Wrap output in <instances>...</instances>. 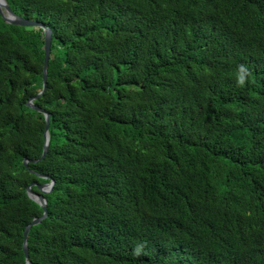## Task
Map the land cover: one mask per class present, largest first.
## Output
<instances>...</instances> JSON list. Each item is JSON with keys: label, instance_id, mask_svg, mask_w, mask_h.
I'll return each instance as SVG.
<instances>
[{"label": "trees", "instance_id": "1", "mask_svg": "<svg viewBox=\"0 0 264 264\" xmlns=\"http://www.w3.org/2000/svg\"><path fill=\"white\" fill-rule=\"evenodd\" d=\"M6 1L0 264H264V0Z\"/></svg>", "mask_w": 264, "mask_h": 264}, {"label": "water", "instance_id": "2", "mask_svg": "<svg viewBox=\"0 0 264 264\" xmlns=\"http://www.w3.org/2000/svg\"><path fill=\"white\" fill-rule=\"evenodd\" d=\"M0 16L3 18L5 22L10 23V24H17V25H23V26H28V27H32V26L41 27L44 33V46H43L44 58H43V67H42V87L35 96L29 98L26 102L27 105H29L33 109L44 114V118H45V126H44V132H43L44 144H43L41 155L38 158H34V159H28L26 157L22 158L23 164L25 166H28V161L34 162V161L42 159L47 153L48 146H49L48 127H49V121H50V114L43 107L35 105L32 102V99L38 97L46 88L47 66H48V59L50 56V45H51V29L41 21L35 20L33 18H26V17L16 14L11 9V7L9 6L6 0H0ZM31 171L35 172L33 170ZM36 174L41 177H48L47 175L41 174L38 172H36ZM53 184H54L53 179H50V181L45 182V183L31 182L26 187V193L28 194L30 198L36 201L43 208V213L40 216L32 218V220L29 223H27L24 227L22 249L24 251L25 258H26L25 264H33L28 258V249H27L28 232L32 225L39 223L43 218L47 216L46 200L42 193L50 191L53 187ZM32 185H36L39 191L37 192V191L32 190L31 188Z\"/></svg>", "mask_w": 264, "mask_h": 264}, {"label": "clouds", "instance_id": "3", "mask_svg": "<svg viewBox=\"0 0 264 264\" xmlns=\"http://www.w3.org/2000/svg\"><path fill=\"white\" fill-rule=\"evenodd\" d=\"M247 69L244 65H239L236 72V83L238 86L243 87L246 83ZM145 247L143 241L137 242L134 247V253L139 255Z\"/></svg>", "mask_w": 264, "mask_h": 264}]
</instances>
